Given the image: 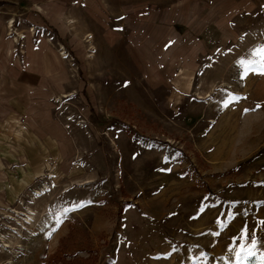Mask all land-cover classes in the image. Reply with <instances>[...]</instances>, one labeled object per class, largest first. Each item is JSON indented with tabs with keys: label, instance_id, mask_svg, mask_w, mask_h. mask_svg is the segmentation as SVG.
I'll use <instances>...</instances> for the list:
<instances>
[{
	"label": "rangeland",
	"instance_id": "1",
	"mask_svg": "<svg viewBox=\"0 0 264 264\" xmlns=\"http://www.w3.org/2000/svg\"><path fill=\"white\" fill-rule=\"evenodd\" d=\"M262 257L264 0H0V264Z\"/></svg>",
	"mask_w": 264,
	"mask_h": 264
},
{
	"label": "snow or ice",
	"instance_id": "2",
	"mask_svg": "<svg viewBox=\"0 0 264 264\" xmlns=\"http://www.w3.org/2000/svg\"><path fill=\"white\" fill-rule=\"evenodd\" d=\"M253 247H256L257 242L255 240L252 241ZM261 264H264V257L261 258Z\"/></svg>",
	"mask_w": 264,
	"mask_h": 264
},
{
	"label": "bare ground",
	"instance_id": "3",
	"mask_svg": "<svg viewBox=\"0 0 264 264\" xmlns=\"http://www.w3.org/2000/svg\"><path fill=\"white\" fill-rule=\"evenodd\" d=\"M29 218H30V217H29ZM29 218H28V219H29Z\"/></svg>",
	"mask_w": 264,
	"mask_h": 264
}]
</instances>
